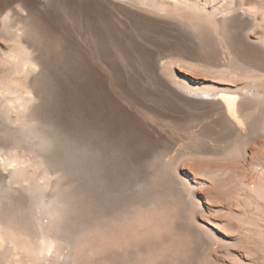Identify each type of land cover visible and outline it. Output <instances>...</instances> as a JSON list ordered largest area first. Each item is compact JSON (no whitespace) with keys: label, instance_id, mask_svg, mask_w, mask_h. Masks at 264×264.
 Returning a JSON list of instances; mask_svg holds the SVG:
<instances>
[{"label":"bare ground","instance_id":"obj_1","mask_svg":"<svg viewBox=\"0 0 264 264\" xmlns=\"http://www.w3.org/2000/svg\"><path fill=\"white\" fill-rule=\"evenodd\" d=\"M259 134L264 0H0V264H151L158 240L79 257L100 227L162 230L168 196L198 206L183 156Z\"/></svg>","mask_w":264,"mask_h":264},{"label":"rangeland","instance_id":"obj_2","mask_svg":"<svg viewBox=\"0 0 264 264\" xmlns=\"http://www.w3.org/2000/svg\"><path fill=\"white\" fill-rule=\"evenodd\" d=\"M181 143L185 145H173L176 149L180 148V155L185 153L182 149L190 142L183 140ZM246 145V158L242 155L237 160L183 156L184 159L179 162L180 168L185 170L197 165L196 170L189 169L199 182L191 192L200 202L199 205L195 208L193 205L187 206L177 198L178 195L168 196L163 201L164 205L166 201L168 203L161 215V219L165 218L162 225L164 227L158 232L141 231L125 237L124 233L119 232L120 228L112 225L110 230L113 235L106 239L102 234V227L95 229L92 235L91 232L90 235L87 234L88 239L83 240L84 249L79 257L81 261L95 259L109 248L112 249L111 247L138 242L141 238L158 240L161 244H151V250L142 255L151 264H264V199L260 198L258 201L255 199L258 194L252 193L253 190H260L264 184V134L257 135ZM5 146L0 145L3 149ZM251 193L252 199L249 197ZM260 194L259 192V196ZM255 201L263 206L257 207ZM0 203L3 204L0 205L1 208L6 205V202ZM206 237L208 245L203 249L201 242Z\"/></svg>","mask_w":264,"mask_h":264}]
</instances>
